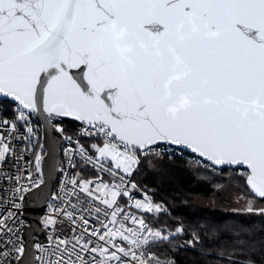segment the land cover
<instances>
[{
    "label": "snow or ice",
    "instance_id": "snow-or-ice-1",
    "mask_svg": "<svg viewBox=\"0 0 264 264\" xmlns=\"http://www.w3.org/2000/svg\"><path fill=\"white\" fill-rule=\"evenodd\" d=\"M35 114L76 144L69 167L73 152L96 166L81 138H102L90 148L129 177L141 153L174 145L206 168L244 169L236 200L264 215V0H0V172L15 169L0 175V264H175L158 251L170 236L126 210L123 176L67 177L45 238L25 235L21 202L44 183Z\"/></svg>",
    "mask_w": 264,
    "mask_h": 264
},
{
    "label": "trees",
    "instance_id": "trees-1",
    "mask_svg": "<svg viewBox=\"0 0 264 264\" xmlns=\"http://www.w3.org/2000/svg\"><path fill=\"white\" fill-rule=\"evenodd\" d=\"M66 123L71 128L77 125L68 120ZM165 161L169 167L163 171L173 173L174 181L168 183L163 176L146 168L144 163L133 178L137 186L152 194L154 205L161 208L151 217V225L167 228L170 232L177 227L183 228V232L159 245L158 251L163 257L175 264H247L252 256L257 264H262L264 215L221 212L191 203L172 206L169 202L170 198L210 199L219 191L217 185H231L246 194L243 171L224 169L223 174L214 175L180 159ZM194 235L199 237L198 243Z\"/></svg>",
    "mask_w": 264,
    "mask_h": 264
},
{
    "label": "built area",
    "instance_id": "built-area-1",
    "mask_svg": "<svg viewBox=\"0 0 264 264\" xmlns=\"http://www.w3.org/2000/svg\"><path fill=\"white\" fill-rule=\"evenodd\" d=\"M14 108H15V105H12L11 106V110H14ZM7 115L10 116L11 115V111H9V113H7ZM31 120H32V127L38 129L39 142L44 144L43 143V139H42L41 126L37 122V120L35 118V115L32 116ZM62 126L67 130L66 134H68V135H73V133L78 131V129H79V124L78 123H77V125L75 127H72V128L71 127H67L66 120L64 121ZM75 138L76 137L74 136V139ZM81 143L84 144L85 147L89 149V154L93 156L94 160H96V166L94 167L91 163L86 165L84 163L83 157L80 156L78 152H73V154L71 155V161H72L73 164L76 165V167H74V168L73 167H69V158L65 156L64 150L66 148H72V149L75 150L77 146H76L75 143L70 145L67 141H65L62 138V144H61V150H60V160H59V165H58V170H57L56 182L54 184V189H53L54 195L60 192L61 181L65 180L67 177L75 176L77 173H79L81 176H83L86 179H96L97 176H100V177H103V179H104V181L106 183H110V184H118L120 182L118 177L119 176H123L124 177V183L121 185V187L127 186L129 188L130 195L133 197V201L129 202L126 210L129 211V212H132V213H134V214H136L138 216H146L147 220H148V223L150 225H151V220L150 219L154 215V212H152V213H143L142 210H136V209H134L132 207V203L134 202V200H141V201H144V202H146L148 200H151L152 203L154 204L152 194L150 192H148L147 190H144V189L140 188L139 186H137L134 183V181H133V178L138 173V171L140 169V166L146 160L153 159V158H162V159H169V160H171V159H180V160H183V161L191 164L192 166H194L196 168H200L203 171H206V172L214 174V175L223 174L224 173V171H221L219 168H216V169H213L211 167H207L206 168L204 166L203 162L201 161V158H199V157H197L195 155L189 154V153H187L186 151H184L181 148L174 147V146H171V145H168V146L161 145L160 148L158 149V151L163 153L162 155L158 156L154 152L141 153L140 157H139L140 163H139L138 167L137 166H133V175H131L129 177L127 174L123 173L122 169L118 170V169L115 168V162L112 161L110 157L99 158L97 156V154H95V152L90 148V145L93 144V143H96L99 146H102L103 145L102 138H97V139L81 138ZM23 146L24 145L22 144L21 147H23ZM43 151H44V154H45V148H44ZM31 159H32L31 153H26L25 154V160L26 161H30ZM101 162H103L105 164V167L111 166L112 171L117 173V178L116 179H114L108 173H104V172H99L98 171L99 164ZM19 166L20 167H25L26 166L25 162L21 161ZM61 168L64 169V172L60 171ZM225 169L228 171L230 168H225ZM32 170L34 171V169H32ZM230 170H233V169H230ZM14 171H15V169L12 167V164L10 162L8 167L4 168L2 170V172H0V175H3V174H9L10 175ZM41 171L43 173L42 166H41ZM233 171H239L240 172V171H244V170L236 169V170H233ZM65 173H67V176L65 175ZM25 175H26V173H25ZM24 182L26 183V181H24ZM0 183H2V180H0ZM132 184L136 185L135 189L131 188ZM33 189H35V188H33ZM96 194L99 195V192H97ZM26 195L27 194H25V197H26ZM65 199H67V197H65ZM124 199L127 200L128 197H125ZM50 200H52L51 197L47 201L45 209L41 212L40 222H41V225L43 227V233H42L41 237H36V239L39 238L38 240L44 239L45 238V234L47 232V230L44 229L42 221H43V219L46 216L51 215L52 209L48 208V202ZM18 202H20V201H18ZM73 202H75L74 199H73ZM21 203H22L21 212L23 213L25 211V208L23 207V202H21ZM57 203H58V201H53V206L52 207L54 208ZM95 204L100 205L101 207H104L100 203V201H95ZM30 211H33V210H30ZM20 218L23 219L22 215L20 216ZM23 220L25 222L24 223V227H25L28 224V222L25 219H23ZM165 235H169L170 238L176 236V234H173L172 232H170L168 230L166 231Z\"/></svg>",
    "mask_w": 264,
    "mask_h": 264
},
{
    "label": "water",
    "instance_id": "water-1",
    "mask_svg": "<svg viewBox=\"0 0 264 264\" xmlns=\"http://www.w3.org/2000/svg\"><path fill=\"white\" fill-rule=\"evenodd\" d=\"M35 118L41 126L42 139L45 145L44 161L42 164L44 183H42L39 188H35L27 193L23 201V207L25 208V211L22 213V217L28 222V224L24 227L25 235L36 238L41 237L43 233L40 217L41 212L46 207L47 201L51 197L52 190L56 182L62 137L48 124L43 114H35ZM181 149L189 154L199 157L198 154H194L188 149ZM230 169L236 170L237 168Z\"/></svg>",
    "mask_w": 264,
    "mask_h": 264
},
{
    "label": "rangeland",
    "instance_id": "rangeland-1",
    "mask_svg": "<svg viewBox=\"0 0 264 264\" xmlns=\"http://www.w3.org/2000/svg\"><path fill=\"white\" fill-rule=\"evenodd\" d=\"M146 168H148L151 171H155L156 173L160 174V176H163L164 180L168 183L174 181L173 180V173L164 172V168L169 167L168 162L165 161V159L162 158H153L148 159L144 162ZM170 170V169H169ZM237 193H242L235 187L231 185L224 186L221 190H219L212 198L210 199H202L199 197H193L190 199H183V200H175V199H169V202H171L172 206H177L178 204H194L201 206L206 209H212V210H218L221 212H233V213H247L243 210V204L242 202H237L236 195ZM54 195V192L52 191V196ZM49 204L53 206V201L50 200L48 202V208ZM258 207H264V204L258 205ZM253 216H255L257 213H249ZM260 215V214H259ZM164 230V234H166L167 228H162ZM173 234H177L176 231H172ZM39 239V238H37Z\"/></svg>",
    "mask_w": 264,
    "mask_h": 264
}]
</instances>
